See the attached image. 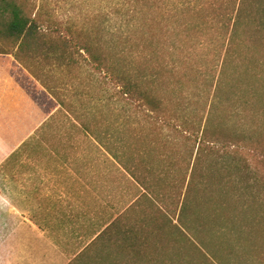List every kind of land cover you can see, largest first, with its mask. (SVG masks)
Segmentation results:
<instances>
[{"label": "trees", "instance_id": "16d2710c", "mask_svg": "<svg viewBox=\"0 0 264 264\" xmlns=\"http://www.w3.org/2000/svg\"><path fill=\"white\" fill-rule=\"evenodd\" d=\"M82 1L0 0V55L26 71L34 60L67 74H98L127 132L159 137L171 169L182 157L178 183L144 175L141 186L160 192L168 182L174 193L181 189L180 212L210 205L212 219H226L242 186H264V0H98V9ZM58 107L51 102L45 115ZM170 136L178 151L168 147ZM130 221L123 210L120 229L138 249L122 248L121 259L150 261L152 237ZM92 250L68 264L89 263Z\"/></svg>", "mask_w": 264, "mask_h": 264}, {"label": "rangeland", "instance_id": "374dc122", "mask_svg": "<svg viewBox=\"0 0 264 264\" xmlns=\"http://www.w3.org/2000/svg\"><path fill=\"white\" fill-rule=\"evenodd\" d=\"M88 2L83 0L80 5L84 6ZM94 2L98 9V0ZM29 61L32 67L26 69L30 74L33 73L31 75H35V83L47 89L54 100L59 102L58 111L39 131L44 135L52 134L53 140L49 141L51 146L60 148L72 143L74 154L83 153L85 157L89 154L88 163L104 165L105 187L111 190L107 199L113 204V208H120L129 214V218H132L130 222L137 229L136 233L141 229L152 237V247L147 248L150 250L148 258L151 260L141 262L137 258L134 262L129 259L130 264H264V186H242L244 189L240 204L235 200L237 196L232 198L226 219H212L210 205L207 209L197 208L195 213L190 212L188 215L180 212L181 203L177 205V195L181 191L179 187H176L178 191L174 193L168 188V182L162 183L161 191L157 192L158 188H155L152 193L144 185L141 186V181L145 175L146 180L154 182L169 178L178 183L177 180L181 179L184 172V168L178 167L182 157L175 156L176 165L171 169L167 163L171 153L163 151L164 144L162 146L159 137L149 133H128L126 125H123L124 118L119 113V105L106 101L105 85L98 74L89 77L88 69L84 68L75 74H67L66 71L52 69L50 64L46 65L42 61ZM20 66L17 67L13 57L0 55V71L14 69L10 72L16 80L23 71ZM83 123L89 125L93 134H97L94 137L100 147L112 157L116 154L115 160L120 161V169L116 168V164L113 166L108 155L94 156L97 149L93 141L83 139L85 132H88ZM59 135H65L67 139L72 136L73 139L69 143L61 140L64 137ZM58 136L61 138L56 139ZM172 137L168 138L172 140L169 148L177 141ZM180 148L181 145H174L175 151ZM256 153L258 159L262 157V152ZM251 159L249 157L250 162ZM251 166L253 179L250 181L255 184L260 177L254 165ZM149 170L154 174H149ZM253 191L258 192V195H253ZM181 200L182 197L180 202ZM230 218L231 221L226 222ZM89 250H92V259L84 264L128 263L121 259L125 257L122 248ZM94 256L101 258L94 259Z\"/></svg>", "mask_w": 264, "mask_h": 264}, {"label": "crops", "instance_id": "0c3cea01", "mask_svg": "<svg viewBox=\"0 0 264 264\" xmlns=\"http://www.w3.org/2000/svg\"><path fill=\"white\" fill-rule=\"evenodd\" d=\"M12 70L0 71V264H68L89 248H137L107 199L104 165L74 154L72 143L49 144L52 134L39 130L55 100L29 72L16 80ZM83 139L121 168L94 135Z\"/></svg>", "mask_w": 264, "mask_h": 264}]
</instances>
